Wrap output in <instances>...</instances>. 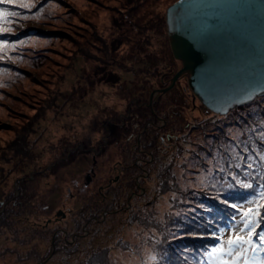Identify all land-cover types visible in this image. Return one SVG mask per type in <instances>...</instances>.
<instances>
[{
  "label": "rangeland",
  "instance_id": "obj_1",
  "mask_svg": "<svg viewBox=\"0 0 264 264\" xmlns=\"http://www.w3.org/2000/svg\"><path fill=\"white\" fill-rule=\"evenodd\" d=\"M177 1L0 5L16 17L0 53V264H201L208 243L213 264H242L260 246L264 97L221 116L185 75L156 92L183 68L165 22ZM221 172L238 178L220 204L243 212L239 231L217 244L186 225L173 240L186 204L218 199Z\"/></svg>",
  "mask_w": 264,
  "mask_h": 264
},
{
  "label": "water",
  "instance_id": "obj_2",
  "mask_svg": "<svg viewBox=\"0 0 264 264\" xmlns=\"http://www.w3.org/2000/svg\"><path fill=\"white\" fill-rule=\"evenodd\" d=\"M167 10L172 54L183 68L157 93L185 75L200 102L221 116L264 97V0H179Z\"/></svg>",
  "mask_w": 264,
  "mask_h": 264
},
{
  "label": "snow or ice",
  "instance_id": "obj_3",
  "mask_svg": "<svg viewBox=\"0 0 264 264\" xmlns=\"http://www.w3.org/2000/svg\"><path fill=\"white\" fill-rule=\"evenodd\" d=\"M0 5H13L19 7V4L16 2V0H4V2H0ZM33 10L36 11V9ZM12 12H15V10L7 9V11L0 12V42H3L0 43V53H3L9 48H15V44L11 43L9 39L11 30L8 27L3 26L5 23L11 22L13 18H16L15 16L9 14ZM0 60H3L2 55H0ZM245 166L246 168H252L251 163H246ZM205 171H207V169H205ZM251 175L252 174L249 173L245 176V179H248ZM212 179L216 181V183L210 185V187H214L217 190L218 199H212L213 204H207L205 207H196L191 203L186 204L184 207L186 209H191V211L186 210L184 212H180V214L177 216V220L181 223L177 226L171 225V231H169L168 236H171L173 240L177 238L183 239L184 236H188V233L190 232H183L181 229L186 225H191L193 228V231H191L192 233L204 234L202 236H193L194 238L212 239L216 241L217 244H219L221 243V229H225L224 232H231L232 228H235L236 231H239V228L243 225V221L237 223L231 219L232 216L239 218L242 213L237 212L235 208L229 209L226 205L222 206L220 204V200L232 201L229 199V194L232 192V186L236 185L238 178L236 176L226 177L221 172L220 174H214ZM250 184L253 188H260V184L256 183L255 178L252 179ZM261 191L264 192V189H261ZM256 211L257 209L254 208L252 212L249 213V215H254ZM197 213H199V215H197ZM181 217H183V219H181ZM229 221L231 222L230 224ZM257 222L259 223V228L257 229L256 233L258 237L264 233V212H261V208L259 209ZM228 237L225 241L226 244ZM165 239L167 240L168 237H165ZM227 246L229 248L228 244ZM213 248H215V246ZM185 264H187V261H185Z\"/></svg>",
  "mask_w": 264,
  "mask_h": 264
},
{
  "label": "trees",
  "instance_id": "obj_4",
  "mask_svg": "<svg viewBox=\"0 0 264 264\" xmlns=\"http://www.w3.org/2000/svg\"><path fill=\"white\" fill-rule=\"evenodd\" d=\"M243 211H244V209H243ZM239 213H242V215H243V212H239ZM231 219L233 220V221H236L237 222V218H236V216H232L231 217ZM239 220V219H238ZM231 222L229 221V224H230ZM222 230V229H221ZM254 238V237H253ZM257 238V237H256ZM207 241V240H206ZM208 241H210V240H208ZM207 241V242H208ZM211 243H214L213 241H210ZM206 244V243H205ZM204 244V245H205ZM209 243H208V245H207V247H205V250H206V252H207V250H208V247H209ZM201 257H202V254H201ZM203 262H204V260L206 259V262H207V253H205L204 255H203ZM203 262L201 263V264H203ZM200 264V263H199Z\"/></svg>",
  "mask_w": 264,
  "mask_h": 264
},
{
  "label": "flooded vegetation",
  "instance_id": "obj_5",
  "mask_svg": "<svg viewBox=\"0 0 264 264\" xmlns=\"http://www.w3.org/2000/svg\"><path fill=\"white\" fill-rule=\"evenodd\" d=\"M116 181H117V180H116ZM116 181H115V182H116ZM110 182H112V181H110ZM112 183L114 184V182H112ZM112 183H111V184H112ZM113 184H112V185H113Z\"/></svg>",
  "mask_w": 264,
  "mask_h": 264
}]
</instances>
